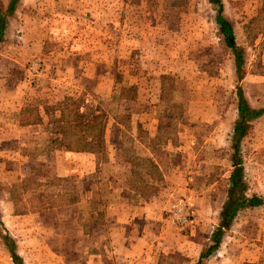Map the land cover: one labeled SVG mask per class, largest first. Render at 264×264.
<instances>
[{"label":"rangeland","instance_id":"rangeland-1","mask_svg":"<svg viewBox=\"0 0 264 264\" xmlns=\"http://www.w3.org/2000/svg\"><path fill=\"white\" fill-rule=\"evenodd\" d=\"M8 2L0 0L3 10ZM217 13L231 23L243 58L242 74L235 69L233 49L221 33ZM4 37L0 75L25 76L22 89H36L27 92L37 99V87L69 94L70 104L61 102L60 108L64 140L73 148L86 141L99 144L95 138L105 116L127 122L131 134L143 137L139 122L147 106L152 121L161 122L162 140L193 141V155L186 152L183 159V187L170 184L166 196L189 201L191 221L195 219L177 228L182 238L177 247L183 243L184 255L169 253L168 264H193L211 244L226 199L231 149L225 139L236 117L238 88L251 105L264 109V0H18ZM32 61L48 74L47 83L40 80L35 87L29 82ZM15 82V77L8 81L10 89L17 87ZM80 103L77 115L74 109ZM85 111H100L86 129ZM57 128L60 132V125ZM240 155L248 181L245 194L264 196V116L251 125ZM193 189L202 197L196 208ZM10 192L12 200L5 204L2 199L6 206L0 208V219L15 238L18 264H78L79 240L48 235L39 221L32 223L29 193L17 186H9ZM235 217L231 227L222 228L216 250L199 264H264V206L240 210ZM0 264H15L1 241Z\"/></svg>","mask_w":264,"mask_h":264},{"label":"crops","instance_id":"crops-1","mask_svg":"<svg viewBox=\"0 0 264 264\" xmlns=\"http://www.w3.org/2000/svg\"><path fill=\"white\" fill-rule=\"evenodd\" d=\"M222 17L231 26L229 20ZM231 29L233 33L232 26ZM233 40L234 33L233 39H229L230 43ZM233 59L236 71L242 74L236 67L235 55ZM1 61L0 57V67ZM39 65L37 61H32L27 68L29 82L35 87L40 86V80L47 83L49 79L48 74L40 72ZM13 77L16 78L14 84L17 87L10 89L8 81ZM22 77L25 76L16 77L10 73L0 75V88H4L0 89V208L6 206L2 204V199H5V204L12 200L9 186H17L22 192L29 193L27 198L32 223L39 221L40 228L53 238L62 237L71 242L79 240L78 264H168L169 253L173 252L175 258H182L184 249L183 243L177 247L178 240L182 241L177 228L195 221H191V203L182 197L171 200L166 196L172 186L176 185L175 189L177 186L183 187V159L186 152L193 155L190 146L193 141L179 137L162 140L159 137L161 122L157 119L152 121L148 113L150 107L147 106L145 118L139 122L142 125L140 128L144 129L143 137L131 134L127 122L105 116L99 125V137L95 138H100L99 144L91 146L86 141L83 147L73 148L71 142L64 140L66 126L63 120L56 121L57 117H61V111L51 109V105H58L70 98L69 94L62 90L57 95L47 88L41 91L37 87L40 91L37 92V99L34 94H29L30 91L35 93L36 89L27 90L29 93L22 89ZM238 91L237 106L241 95L251 109H260L248 102L240 88ZM237 106L234 123L238 119ZM99 112H84L85 129L87 122L94 124ZM263 116L264 112L247 118L245 133L238 141L237 158H241L242 146L251 125ZM59 125L60 132L57 131ZM232 127L231 124L225 139L231 149L229 174L234 168L235 159ZM84 128L80 130L85 134V130L82 131ZM240 165L242 158L237 166ZM243 179L247 186L245 174ZM192 192L196 208L202 197L195 189ZM253 194L259 195V192ZM179 199L189 202L190 216L185 223L172 220V204ZM167 202H170L169 206ZM224 202L225 199L222 205ZM61 211L64 214L58 217H35H46L47 213ZM5 224V220L0 219V241L9 251L4 236L13 240L16 256L9 253L13 262L18 264V246L15 245L14 236L6 232ZM90 245H94V248H89ZM201 253H198L193 264H199L202 260ZM261 255L264 257V248ZM69 256L73 257L74 253L70 252Z\"/></svg>","mask_w":264,"mask_h":264},{"label":"trees","instance_id":"trees-1","mask_svg":"<svg viewBox=\"0 0 264 264\" xmlns=\"http://www.w3.org/2000/svg\"><path fill=\"white\" fill-rule=\"evenodd\" d=\"M212 2L218 3L219 0H211ZM18 3V0H9L7 7L3 10L0 6V43L4 41V31L6 26L8 25V16L12 15V13L16 9V4ZM217 22L221 26V33L225 36V39L229 46L232 47L235 60H236V67L240 71L242 67V56L240 53L239 48H236L235 42L230 43L229 39H233V33L230 24L222 17L220 13H217ZM70 98H66L62 103H67V105L70 104ZM62 103H59L58 105H51L52 111H56L59 109L60 112V118L57 117V120H63L64 116L62 115L64 109H61L60 106ZM80 105H76L74 109V113L77 115H81L80 111ZM238 119L233 124L232 127V139L234 142L233 148L235 149V159L233 161L234 168L230 172L228 176L227 181V194L225 202L222 205L220 215H219V225L214 230L210 236L211 244L207 247L206 251L202 252L200 255V259L206 257L208 254H210L212 251L216 250L217 246L219 245L221 236H222V228H228L230 224L232 223L235 215L240 210H244L247 208L257 207V206H264V196L259 195H251L247 196L245 194L246 191V183L243 179V167L237 166L239 163H241V158H237V152H238V141L241 139L243 134L246 130V121L249 117H255L259 116L264 112V109L259 110H253L249 107L247 102L244 100L243 96L239 95V101H238ZM97 120V119H96ZM100 133V129H99ZM99 143V142H98ZM4 241L9 249V251L12 253L13 256H16L15 254V248L13 247V240L9 236H4Z\"/></svg>","mask_w":264,"mask_h":264},{"label":"built area","instance_id":"built-area-1","mask_svg":"<svg viewBox=\"0 0 264 264\" xmlns=\"http://www.w3.org/2000/svg\"><path fill=\"white\" fill-rule=\"evenodd\" d=\"M171 215L174 222L185 223L190 216L189 202L182 199L175 201L172 204Z\"/></svg>","mask_w":264,"mask_h":264}]
</instances>
